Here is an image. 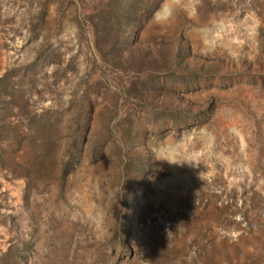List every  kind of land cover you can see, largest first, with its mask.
<instances>
[{
	"label": "rangeland",
	"instance_id": "obj_1",
	"mask_svg": "<svg viewBox=\"0 0 264 264\" xmlns=\"http://www.w3.org/2000/svg\"><path fill=\"white\" fill-rule=\"evenodd\" d=\"M171 2L0 0V264H264V0Z\"/></svg>",
	"mask_w": 264,
	"mask_h": 264
},
{
	"label": "clouds",
	"instance_id": "obj_2",
	"mask_svg": "<svg viewBox=\"0 0 264 264\" xmlns=\"http://www.w3.org/2000/svg\"><path fill=\"white\" fill-rule=\"evenodd\" d=\"M190 4V0H172L170 4H166L162 6L160 9L157 10V12L154 14V21L158 24L161 23H167L169 22L173 16L175 15V12L177 8L183 6L187 8ZM167 161L170 164H180L182 162H177L176 160H168V159H160Z\"/></svg>",
	"mask_w": 264,
	"mask_h": 264
},
{
	"label": "trees",
	"instance_id": "obj_3",
	"mask_svg": "<svg viewBox=\"0 0 264 264\" xmlns=\"http://www.w3.org/2000/svg\"><path fill=\"white\" fill-rule=\"evenodd\" d=\"M5 77V73L0 74V89L3 87V80ZM2 85V86H1ZM17 143V142H16ZM71 164V160L68 158H66V160L63 161V164L61 166V176L65 173L68 172L69 166ZM29 182L27 180H25V185H24V189L23 192L25 191V189L28 187ZM62 185V181L60 180L59 182V186L61 187ZM24 197V196H23Z\"/></svg>",
	"mask_w": 264,
	"mask_h": 264
}]
</instances>
